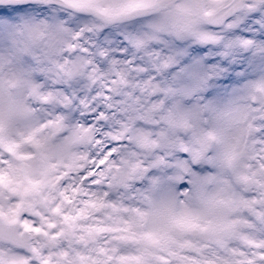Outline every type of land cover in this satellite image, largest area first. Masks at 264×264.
<instances>
[{
  "label": "clouds",
  "instance_id": "1",
  "mask_svg": "<svg viewBox=\"0 0 264 264\" xmlns=\"http://www.w3.org/2000/svg\"><path fill=\"white\" fill-rule=\"evenodd\" d=\"M0 264H264V0H0Z\"/></svg>",
  "mask_w": 264,
  "mask_h": 264
}]
</instances>
